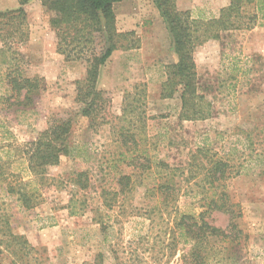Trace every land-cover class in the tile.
Returning a JSON list of instances; mask_svg holds the SVG:
<instances>
[{"label": "rangeland", "instance_id": "obj_1", "mask_svg": "<svg viewBox=\"0 0 264 264\" xmlns=\"http://www.w3.org/2000/svg\"><path fill=\"white\" fill-rule=\"evenodd\" d=\"M230 1L177 0V5L182 11H193L195 17L209 19L219 16ZM19 7L18 0H0V12ZM248 9L254 13V4ZM24 10L29 37L12 46L21 54V70L27 77H39L42 88L31 109L6 112L0 106V115L21 146L37 139L51 120L76 115L73 142L82 148L80 157L63 158L49 173L60 183L86 171L91 182L89 190L77 195L87 202L86 209L77 215L63 208L72 191L70 186L57 187L59 194L51 199L55 204L43 202L27 212L7 200L14 228L35 248L37 264H182V252H176L169 239L170 225L160 219L152 224L147 219L155 201L147 197L146 188L156 183L157 171L151 175L136 171L143 186L127 197L114 196L117 178L135 171L119 155L125 149L119 140L117 119L125 96L139 85H145L147 91V141L142 150L154 164L162 161L172 168H186L198 148H207L211 156L226 158L235 170L244 165L246 173L227 183L228 192L241 206L238 226L242 235L230 252H223L224 262L226 257L230 259L222 264H264V174L260 173L264 170V17L260 14L258 25L251 30L223 33L220 40L197 50L199 91L212 103L213 115L206 121L189 122L179 118L180 94L173 99L160 97L165 67L175 63L177 56L154 0L115 4L118 31L134 32L139 48L115 52L101 69L99 89L110 105L102 116H106L105 121L100 117L99 125L90 128L89 121L79 119L76 102V82L85 78L86 64L67 63L57 53V40L49 25L51 15L39 0H31ZM6 92L5 68L0 63V96ZM249 136L258 150L252 157ZM257 152L260 160L255 159ZM25 167V163L16 164L12 171L21 170L27 179ZM189 195L179 200L183 210L196 206ZM106 204H113V210ZM211 222L227 229L229 217L216 212ZM228 245L226 242L223 248ZM0 264L14 263L4 254Z\"/></svg>", "mask_w": 264, "mask_h": 264}, {"label": "trees", "instance_id": "obj_2", "mask_svg": "<svg viewBox=\"0 0 264 264\" xmlns=\"http://www.w3.org/2000/svg\"><path fill=\"white\" fill-rule=\"evenodd\" d=\"M18 1L20 7L17 10L0 12V63L5 68L7 86L6 94L0 96V106L6 112L31 109L42 88L39 77H27L21 70L18 62L21 54L12 46L24 43L29 37L24 7L31 0ZM39 1L44 11L51 15L49 25L57 40V53L67 63L86 64L85 78L76 82V102L80 106L79 119L89 121V127L94 128L110 105L109 98L99 89L101 69L115 52L139 48L134 32H119L117 29L114 5L126 0ZM154 2L177 56L175 63L165 67L160 97L173 99L180 94V120L206 121L213 115V106L199 91L195 54L206 43L220 40L223 33L251 30L257 26L259 15L264 17V0H231L221 9L219 16L209 19L195 17L193 11L180 10L177 0ZM253 4L255 10L250 13L248 7ZM146 100V86H136L125 96L122 115L117 119L120 123L119 140L125 149L119 155L135 171L117 178L118 192L114 196L127 197L143 186L136 171L147 175L157 171L156 183L152 188H146L147 197L155 201L147 211V219L152 224L160 219L170 225L169 239L173 249L182 252V264L225 263L230 257L224 262L223 252H230L242 235L238 226V220L242 218L241 206L228 192L227 183L246 173L244 165L240 166L241 170H235L226 158L211 156L207 148H198L186 168H172L162 161L154 164L147 151L142 150L147 141ZM75 118L76 115L51 120L37 139L21 146L13 140L0 115V255L9 256L14 264H37L39 260L28 238L16 232L8 199L27 212L43 202L55 204L56 200L51 199L59 194L57 187L70 186L72 191L63 208L71 215L86 209V200L77 199V195L89 190L91 185L86 171L77 172L67 182L60 183L49 173L51 168L60 165L63 158L80 157L78 154L82 148L73 142ZM248 142L251 148L249 157H252L258 150L253 148L255 143L250 141V136ZM255 156L256 160L262 158L260 152ZM24 163L27 179L21 170L12 171L16 164ZM260 173L264 174V170ZM182 195L194 198L196 206L189 205L183 210L179 201ZM105 206L110 210L114 208L113 204ZM216 212L229 217L227 229L211 222ZM226 242L229 245L223 248Z\"/></svg>", "mask_w": 264, "mask_h": 264}]
</instances>
